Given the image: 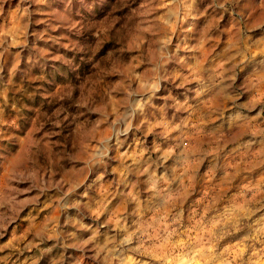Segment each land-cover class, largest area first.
<instances>
[{
	"label": "rangeland",
	"instance_id": "1",
	"mask_svg": "<svg viewBox=\"0 0 264 264\" xmlns=\"http://www.w3.org/2000/svg\"><path fill=\"white\" fill-rule=\"evenodd\" d=\"M168 4L169 0H110L108 4L96 6L95 13L97 19L107 17L109 21L115 20L116 26H119L138 9L143 11L142 5H158L150 13L151 18L166 12L165 5ZM211 4L212 0H195L193 16L185 19V27L193 25L191 43L203 45L200 54L202 69H207L212 58L216 57L217 52L220 54L223 48L228 47L233 51L232 41L236 43L238 38L236 31L241 29L240 32L244 34L264 36V23L245 31L243 22L237 23L239 17L234 18L230 10L214 8ZM260 6L251 4V7ZM64 10L63 0H46L39 4L31 0H11V8L6 3L3 11H0V63H3L0 76H3L4 83L7 84L11 78L14 84L21 85L23 78L20 70L25 68L27 54L38 57L29 62L32 73L40 76L43 66L45 77L36 80L30 90H34L36 85H43L50 92L60 91L65 96L64 100L49 103L52 97L40 96L37 91L32 97L24 98L23 104L27 107L22 108L20 93H14L11 87L6 90L7 104L3 103L4 95L0 94L3 116L16 119L20 125L10 139L0 141L5 145L4 150L12 153L7 161L0 163V264H141L142 261L147 264H242V261L244 264H264V251L259 246L251 249L248 239L250 232L264 231V220H260L256 211L260 208L264 212V208H261L264 205V160L258 161L254 167H248L247 161L218 157L216 161L220 166L213 168L210 162L216 161L204 159L194 181L186 182L190 186L184 196L186 209L193 201L203 207L196 209L195 218L186 222L183 230L175 228L162 210L160 219L151 227H146V234L155 233V236L154 242L148 240L144 243L143 256L129 251L136 245L135 240L131 244L119 243L122 239L120 226L136 224L138 218L134 220L127 215L119 203V197L105 201L101 193L108 188L105 182L112 180L113 170L120 164L118 157L126 151L135 150L136 142H125L118 153L110 150L113 158L107 164L85 168V156L96 149L97 140L111 135V129L100 114L94 113L90 117L98 124L95 132L97 139L91 143L83 140V152L78 159L57 157L56 153L65 147L63 137L66 133L38 119L40 112L51 115L62 105L68 107L78 91L76 82L70 76L61 77L62 62L49 59L56 55L71 57L74 50L61 48L48 39L33 44L32 33L39 31L47 35L49 17ZM78 11L80 14H77ZM81 15L88 14L73 0L72 19L80 20ZM51 23L61 22L53 19ZM50 34L70 35L68 29L63 27L51 30ZM72 38L75 39V36ZM176 38L173 37L174 43ZM112 43V40L105 41L104 48ZM131 51L134 53L136 50ZM17 61L13 75L9 69ZM169 66H172L171 63ZM144 67L142 63H137L136 72L140 73ZM178 67L174 70H178ZM141 83L143 86L144 82ZM192 83L195 82L185 87ZM169 88L172 94L184 89L173 85H169ZM167 95L163 88L157 93L161 106L163 97ZM119 100V96L114 97V104ZM13 104L21 108L22 115L18 119ZM75 109L76 105L73 104L68 110L79 115ZM112 111L115 117L120 109L114 106ZM171 111L174 110L169 113ZM79 119L83 121L84 116H79ZM34 127L37 129L35 132L32 131ZM90 127L91 124H86L85 131ZM48 133L51 135H46ZM42 136L43 141L40 140ZM17 137L19 142H14ZM34 141L41 145L38 153L34 151L37 147ZM153 142L154 133H150L145 144L150 146ZM33 160L36 161L35 167ZM21 173L25 178H18ZM201 173H205L203 180ZM94 179L88 195L82 196L88 182ZM249 225L252 227L249 228ZM169 236L173 237L170 239Z\"/></svg>",
	"mask_w": 264,
	"mask_h": 264
},
{
	"label": "clouds",
	"instance_id": "2",
	"mask_svg": "<svg viewBox=\"0 0 264 264\" xmlns=\"http://www.w3.org/2000/svg\"><path fill=\"white\" fill-rule=\"evenodd\" d=\"M31 2L39 4L46 0ZM63 2L64 12H57L49 17L46 29L48 34L39 31L32 33L33 44L48 39L61 48L74 50L71 57L56 55L49 59L62 62L61 77L70 76L76 82L78 91L77 95L71 98L68 107L62 105L51 115L40 112L38 119H42L43 123H51L66 133L63 137L65 147L57 152L56 156L78 159L83 152V140L87 139L91 143L97 139L95 132L98 124L90 117L94 113L100 114V118L111 129V135L97 140L96 149L85 156V168L107 164L113 158L109 154L110 150L118 153L125 142H136L135 150L126 151L123 156L118 157L120 164L113 170L112 180L105 182L108 188L101 195L105 201L119 197V203L127 215L134 220L138 218L139 222L136 224L120 226L122 239L119 243L131 244L135 240L136 245L129 251L134 255L143 256L144 243L148 240L154 242L155 236V233L146 234V227H151L160 219L162 210L175 228L183 230L186 222L195 218L196 209L203 207L195 201L187 209L184 207V196L190 186L186 182L195 177L206 156L224 147L220 145L217 148H202L196 139L201 125L223 115L220 107L206 106V98L212 96L221 104L231 99L228 90L232 89L236 67L247 55L255 57L259 53L260 58L253 66L252 72L259 71L261 79H264V44L256 49L239 47L230 57L231 62L225 60L220 63L213 57L208 68L202 69L200 54L203 45L191 43L193 38L190 33L193 25L185 27L186 17L193 16L195 0H169V4L165 5L167 11L151 18L150 13L158 5H142L143 11L138 9L119 26H116L115 20L109 21L107 17L100 20L96 17L95 7L108 4L110 0H76L88 14L81 15L80 20L72 19L73 0ZM6 3L11 8V0H0V11H3ZM253 3L261 6L251 7ZM210 6L230 10L234 18L239 17L237 23L243 22L245 30L264 23V0H212ZM77 14H80L79 11ZM53 19L61 23L52 24ZM58 27L68 29L70 35H51V30ZM174 36L177 37L175 43ZM108 40L114 43L104 48V43ZM131 49L136 51L133 53ZM37 58L26 54L25 68L20 70L23 78L21 85L14 84L11 78L5 84L3 76H0V94L4 95V104H7L6 90L9 87L14 93H20L22 108L27 107L23 104L24 98L32 97L37 91L40 96H51L49 103L65 99L60 91L52 93L43 85H36L34 90H30L36 80L45 79L43 66L40 76L31 71L29 62ZM137 63L145 66L140 73L136 72ZM225 64L228 66L225 67ZM17 65L18 61L9 69L13 75ZM177 65L178 70H174ZM2 72L3 63H0V73ZM247 78L246 75L243 79ZM191 82L198 83L185 87ZM169 85L184 88L181 95L186 99L183 103L172 95ZM161 88L168 93L163 97V106L158 103L160 98L157 97ZM116 96H119L120 100L114 104ZM73 104L76 105L75 111L79 115H74L68 110ZM114 106L120 109L115 117L112 111ZM12 107L17 110V119L20 118L21 108H17L16 104ZM170 110H174L171 115ZM79 116H84V120L81 121ZM86 124H91L87 131ZM215 127L223 136L228 130L227 121L221 120ZM18 128L20 125L16 119L5 118L3 110L0 109V141L10 139ZM32 131L37 129L34 127ZM150 133H154V142L149 146L145 144V140ZM43 139L42 136L40 140ZM14 142H19V137ZM33 143L37 144L34 151L40 152L41 145L35 141ZM4 149L5 145L0 143V163L7 161L12 154ZM213 161H216L215 156ZM210 164L213 168L220 166L219 161ZM35 165L36 161L33 160V166ZM18 178L25 177L21 173ZM204 178L205 173H201V179ZM94 183L95 179L89 181L81 195L87 196L88 189L92 188ZM261 208H264V205ZM256 211L260 220H264V212H261L260 208ZM248 239L251 249L259 246L261 251H264V231L250 232ZM141 264L147 262L142 261Z\"/></svg>",
	"mask_w": 264,
	"mask_h": 264
},
{
	"label": "crops",
	"instance_id": "3",
	"mask_svg": "<svg viewBox=\"0 0 264 264\" xmlns=\"http://www.w3.org/2000/svg\"><path fill=\"white\" fill-rule=\"evenodd\" d=\"M240 31L242 30L236 31L237 42L232 41L233 51L226 47V49L223 48L220 54L217 52L216 58L220 63L225 60L231 62L230 57L241 46L256 49L264 44L263 34L255 36V33L244 34ZM259 58V53L255 57L247 55V58L241 60L237 65L234 82L232 83V89H235V91L228 90L231 99L221 104L212 96L206 98V106L220 107L223 115L218 116L216 120L210 123L205 122L201 125L196 139H199L202 148L211 149L220 145H224V147L206 156L205 160L213 159V156L216 158L225 157V159H233V161L241 159L249 161L248 167H254L258 161L264 160V79H261L259 71L252 72V68ZM227 66L225 64V67ZM246 75L248 78L245 80L243 78ZM195 83H192L189 87H192ZM183 92L184 89L180 92H174L172 95L183 103L186 99L181 95ZM221 120L227 121L228 125V130L223 133V136L215 127Z\"/></svg>",
	"mask_w": 264,
	"mask_h": 264
},
{
	"label": "bare ground",
	"instance_id": "4",
	"mask_svg": "<svg viewBox=\"0 0 264 264\" xmlns=\"http://www.w3.org/2000/svg\"><path fill=\"white\" fill-rule=\"evenodd\" d=\"M202 133V132H201ZM204 133V132H203ZM198 136H200V135H198ZM197 137V136H196ZM202 139V138H201ZM199 140V139H198ZM241 156V155H240ZM239 156V157H240ZM241 158V157H240ZM248 163H249V161H248ZM244 165V164H243ZM249 165V164H248ZM200 170V169H199ZM207 172V171H206ZM208 175V174H207ZM198 177V176H197ZM240 177V176H239ZM198 179V178H197ZM191 181H194V178L193 179H191ZM197 181V180H196ZM199 181V180H198ZM209 184V183H208ZM192 185V184H191ZM193 188H195V187H193ZM214 188V187H213ZM191 189V188H190ZM224 189V188H223ZM222 190V189H221ZM190 191V190H189ZM223 191V190H222ZM245 191V190H244ZM262 191V190H261ZM206 192H208V191H206ZM193 193V192H192ZM210 194V193H209ZM208 194V195H209ZM189 195V194H188ZM238 195V194H237ZM191 196H192V194H191ZM204 196V195H203ZM205 197V196H204ZM236 197V196H235ZM234 197V198H235ZM256 197V196H255ZM191 198V197H190ZM219 198V197H218ZM119 199V198H118ZM207 199V198H206ZM246 199V198H245ZM202 200V199H201ZM234 200H236V198L234 199ZM185 201V200H184ZM193 201V200H192ZM197 201V200H196ZM223 201V200H222ZM225 201V200H224ZM223 201V202H224ZM235 202V201H234ZM207 205V204H206ZM204 210H205V208H203ZM236 209H237V207H236ZM118 210V209H117ZM111 211V210H110ZM162 214V213H161ZM239 215V214H238ZM111 216V215H110ZM120 217V216H119ZM198 222V221H197ZM156 226H158V225H156ZM216 226V225H215ZM162 227V226H161ZM167 227V226H166ZM160 229V228H159ZM167 230V229H166ZM173 231V230H172ZM166 233V232H165ZM174 233V232H173ZM184 233V232H183ZM156 234H157V232H156ZM151 235V234H150ZM175 235V234H174ZM171 236V235H170ZM169 236V237H170ZM173 237V236H172ZM172 237H170V239L172 238ZM163 238V237H162ZM204 238V237H203ZM160 239V238H159ZM157 240V239H156ZM114 241V240H113ZM170 241V240H169ZM160 243V242H159ZM175 247V246H174ZM160 249V248H159ZM166 254V253H165ZM166 256V255H165Z\"/></svg>",
	"mask_w": 264,
	"mask_h": 264
}]
</instances>
